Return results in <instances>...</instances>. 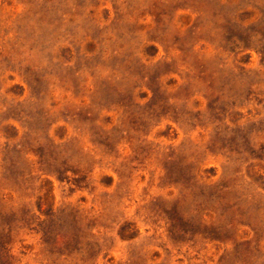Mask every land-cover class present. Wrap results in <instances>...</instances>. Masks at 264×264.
<instances>
[{
  "label": "rangeland",
  "instance_id": "rangeland-1",
  "mask_svg": "<svg viewBox=\"0 0 264 264\" xmlns=\"http://www.w3.org/2000/svg\"><path fill=\"white\" fill-rule=\"evenodd\" d=\"M0 264H264V0H0Z\"/></svg>",
  "mask_w": 264,
  "mask_h": 264
}]
</instances>
